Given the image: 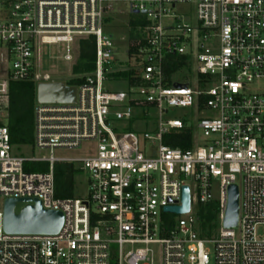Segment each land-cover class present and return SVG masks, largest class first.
Returning a JSON list of instances; mask_svg holds the SVG:
<instances>
[{
    "label": "built area",
    "instance_id": "1",
    "mask_svg": "<svg viewBox=\"0 0 264 264\" xmlns=\"http://www.w3.org/2000/svg\"><path fill=\"white\" fill-rule=\"evenodd\" d=\"M116 3L147 20L142 40L128 48L133 64L120 71L121 50L104 32ZM178 6L194 9L195 26L176 15ZM90 37L95 68L71 76L84 79L76 103L35 107L34 146L49 150V158L13 157L9 129L0 125V264H264V91L249 88L264 81V0H0V48L11 64L0 94L8 96L10 82H61L41 71L36 56L44 46L65 45L63 59L74 64L78 42ZM132 47L137 54L130 56ZM172 57L188 58L191 81L179 82V73L166 78ZM130 71L139 85L114 79ZM106 82H123L129 91L109 92ZM173 109L189 115L172 118ZM191 116L204 143L168 146L166 136L191 127ZM118 123L152 124L143 150L138 135ZM85 142L96 145L94 156L54 157ZM57 163L81 165L89 176L86 199L57 198ZM231 186L239 189L238 226L225 229ZM185 187L189 212L165 213L183 205ZM8 199H37L62 213L61 231L7 235ZM213 202L215 236H203L201 207Z\"/></svg>",
    "mask_w": 264,
    "mask_h": 264
},
{
    "label": "rangeland",
    "instance_id": "2",
    "mask_svg": "<svg viewBox=\"0 0 264 264\" xmlns=\"http://www.w3.org/2000/svg\"><path fill=\"white\" fill-rule=\"evenodd\" d=\"M176 15L185 14L187 22L196 25V17L194 15V9L188 6H178L176 9ZM146 18L142 15L131 14L128 6L124 3H116L113 5V12L110 14L108 22L104 25V32L107 36L113 39L115 46L121 50V53L117 55L119 59V64L115 65L114 70H124L129 64H133L128 58V48L131 43H134V39H131L130 35V23L137 22L139 24L146 23ZM171 23V22H168ZM138 41V40H137ZM72 53L75 55L76 51L73 50ZM66 54L65 45L59 46H44L42 48L41 54L36 56L37 64L41 66V71L43 73L50 74L53 79L57 81H66L72 76V68L75 64L65 62L63 57ZM39 62V63H38ZM132 62V63H130ZM11 64H9V68ZM1 71V70H0ZM6 75H0V85L5 79ZM192 75L189 71H181L177 76V80L181 83L192 80ZM105 88L109 92H127L129 91L128 85L121 82H106ZM252 92L264 91V81L255 82L249 87ZM1 90V88H0ZM8 96L3 97L0 94V125L7 126L8 119ZM188 114V111L183 109H173L170 112V116L175 119L181 118L183 115ZM189 115V114H188ZM187 115V117H188ZM152 117H158L157 113L153 112ZM196 119L193 116L188 119L189 124L193 130L194 146H200L204 143L202 132L197 128ZM118 126L122 128L125 132H132L138 135L140 140V146L143 150L146 142L144 141L143 135L150 131L152 124L148 128H145L143 124L136 123L134 125H129L128 123H118ZM96 152V145L92 142H85L80 148L71 150H55L54 157L57 159H69V160H79L94 156ZM11 155L17 158L25 159H43L49 158L51 156L49 150H39L34 144L29 146L13 145L11 150ZM77 172L74 178V198L86 199L88 197L89 191V176L85 171H82L80 164H75ZM23 208V205L17 206V212ZM215 236V232L213 233Z\"/></svg>",
    "mask_w": 264,
    "mask_h": 264
},
{
    "label": "trees",
    "instance_id": "3",
    "mask_svg": "<svg viewBox=\"0 0 264 264\" xmlns=\"http://www.w3.org/2000/svg\"><path fill=\"white\" fill-rule=\"evenodd\" d=\"M9 3L18 0H1ZM146 23H130L131 39L142 40V28ZM96 43L93 37L78 42V58L72 68L73 76H85L90 74L95 68ZM137 54L135 48L129 49V55ZM187 57H172L164 63V74L168 80L173 75L180 73L185 68L190 69ZM134 72L117 73L115 80H129L132 85H139L138 80L133 79ZM84 83V79H70L69 86L79 87ZM37 86L31 82H10L9 83V105L7 127L10 132L11 145L29 146L34 144L35 131V107L37 105ZM202 104L204 103L201 100ZM6 126V125H5ZM165 143L172 148L189 150L193 147V130L186 126L183 130L172 132L165 138ZM36 172H46L47 165H33L31 167ZM56 181V196L60 199L74 198V178L77 169L70 163H57L54 168ZM218 205L213 202L201 207L199 220L203 236H210L216 229Z\"/></svg>",
    "mask_w": 264,
    "mask_h": 264
},
{
    "label": "water",
    "instance_id": "4",
    "mask_svg": "<svg viewBox=\"0 0 264 264\" xmlns=\"http://www.w3.org/2000/svg\"><path fill=\"white\" fill-rule=\"evenodd\" d=\"M134 14L138 15L137 12ZM37 104L39 105H71L77 101V88L66 82H54L37 86ZM23 208L16 212L18 205ZM190 210L189 188L183 189V205L181 207H167L165 213L185 214ZM4 232L10 236H55L63 226V215L60 212L45 210L39 200L8 199L3 206ZM239 189L231 186L228 191V206L224 220V228L232 229L238 226Z\"/></svg>",
    "mask_w": 264,
    "mask_h": 264
},
{
    "label": "crops",
    "instance_id": "5",
    "mask_svg": "<svg viewBox=\"0 0 264 264\" xmlns=\"http://www.w3.org/2000/svg\"><path fill=\"white\" fill-rule=\"evenodd\" d=\"M9 69L8 58L5 49L0 48V75H6Z\"/></svg>",
    "mask_w": 264,
    "mask_h": 264
}]
</instances>
